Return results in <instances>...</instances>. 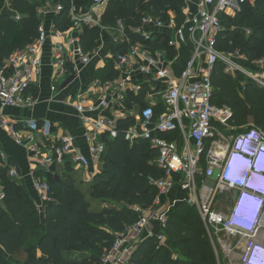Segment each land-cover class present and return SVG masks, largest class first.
I'll return each mask as SVG.
<instances>
[{"label": "built area", "instance_id": "1", "mask_svg": "<svg viewBox=\"0 0 264 264\" xmlns=\"http://www.w3.org/2000/svg\"><path fill=\"white\" fill-rule=\"evenodd\" d=\"M108 1L92 0L88 9H76L72 4V26L68 31L55 29L50 32L41 26L34 43L13 51L4 61H0V103L3 108L32 109L38 104L33 90L43 75V54L50 39L56 41L51 49L54 76L73 79L79 76L80 66L91 62V54L81 48V36L85 28L101 26V17ZM254 1L200 0L197 13L189 21L186 18L181 27L171 23L170 26L176 29V37L170 46L176 50L187 43L194 46L190 59L178 77L172 76L164 54L154 53L149 47L153 36L147 27L164 28L166 25L162 18L145 14L135 31L144 41L134 44L124 35V26L119 22L118 31L124 35V41L114 38V45L131 44L127 53L118 54L115 59L118 73L126 75V78L113 82L92 80L89 86L101 90L102 95H80L75 105L90 127L86 134L89 157L77 149V138L72 134L53 139L52 134L36 120L20 123L23 129L41 132L46 138L47 143L42 147L37 144L38 148L30 150L34 156V171L56 175L68 161L80 169L88 170L90 166L95 168V162L100 167L107 149L103 136L108 140L117 138L118 121L104 116L85 118L84 115L108 110L113 104L124 106L129 93L139 94L144 86L137 85L131 90L128 87L129 71L136 70V66L141 74L154 82L151 91L153 96L161 98V108L157 111L153 104L141 108L135 116L141 132H137L134 125L129 129L127 139L131 144L138 138L149 142L158 153L154 164L163 172V176L150 178V183L157 190L154 204L148 209L132 207L139 215V220L117 235L112 249L101 264H128L136 248L152 235H158L161 244L166 243L164 231L171 213L168 198L175 190L186 195L184 202L197 206L216 254V264H221L217 249L220 245L224 251L226 247L231 248L227 252L237 249L240 252V264H249L259 252H264V246L255 240L258 232L264 229V131L248 127L228 134L234 129L230 123L233 113L228 107L218 108L212 104L214 87L211 81V74L219 62L225 65L226 73H242L252 77L241 63L246 58L239 52H219L216 41L222 30L221 14L236 15L242 5ZM62 11L63 6L56 5V15ZM183 11L187 16V6L183 7ZM136 58H142L145 63L137 64L134 61ZM257 66L262 68L263 61L257 62ZM8 71H11L10 75ZM17 125L0 112V126L7 129L18 144H23V139L18 136ZM41 148L46 149V152ZM256 162L259 165L263 163L262 173L253 176L252 167ZM96 173L95 169L89 172L88 182L93 180ZM9 175L15 178L17 172L11 170ZM255 182L258 183L257 187L254 186ZM35 190L40 198L38 209L42 210L52 201L47 180L36 181ZM231 192L236 194V201L230 213L225 215L218 212L215 209L218 197ZM5 198L4 188L0 184V203ZM242 204L247 206L251 216L237 220L236 211ZM255 214L260 215L258 223L253 221ZM156 225L159 231L154 234ZM219 229L226 236L239 237V240L224 244L212 233V230Z\"/></svg>", "mask_w": 264, "mask_h": 264}, {"label": "trees", "instance_id": "2", "mask_svg": "<svg viewBox=\"0 0 264 264\" xmlns=\"http://www.w3.org/2000/svg\"><path fill=\"white\" fill-rule=\"evenodd\" d=\"M20 19L5 15L0 19V61L13 51L34 43L41 29L38 8L17 0ZM61 4L63 11L54 18V27L66 32L72 26L70 10L88 9L92 0H51ZM185 0H109L101 17V26L85 28L81 36V48L92 53L100 45L105 30L124 26V35L131 44L144 41L135 31L145 14L166 20L168 12L177 16V26L186 21L183 7ZM222 30L216 41V49L225 54L239 52L246 60L245 68L257 72L263 61L264 69V0L242 5L236 15L221 14ZM10 31L12 38L6 36ZM249 32V34H248ZM169 37L163 44L149 43L150 50L167 52L169 58L177 50L170 46ZM131 44L118 43L113 55L125 54ZM263 71V70H262ZM119 76L113 62L96 77L103 82H113ZM214 87L212 104L232 110L230 120L237 133L247 126L264 131V84L242 73L229 74L219 62L211 74ZM148 89L139 94L129 93L125 108L134 105L145 107ZM38 95V90H33ZM136 123L134 117L118 120V135L109 139L104 135L107 149L90 182L79 181L73 170L52 174L39 171L47 179L52 201L38 209L30 194L9 178L8 170L0 169L6 198L0 203V264H101L109 254L116 237L139 220L131 207L150 208L157 190L150 178H161L163 172L154 161L157 151L148 141L138 138L133 144L127 133ZM171 138V136H167ZM166 243L161 244L158 235H152L136 248L128 264H216V254L197 206L180 202L170 213L164 231ZM24 257V260L18 258Z\"/></svg>", "mask_w": 264, "mask_h": 264}, {"label": "crops", "instance_id": "3", "mask_svg": "<svg viewBox=\"0 0 264 264\" xmlns=\"http://www.w3.org/2000/svg\"><path fill=\"white\" fill-rule=\"evenodd\" d=\"M42 1L44 0H27V3L32 6H38L41 5ZM199 2L200 0H186L187 21H189L190 18H192L197 13ZM17 4H19L17 0H13L11 2L8 0H0V19L5 15H11L14 18L20 16L19 14L17 16V13H15L11 8V6ZM55 8L56 4L53 2H47V4L38 7V13L41 19L42 27L50 32L55 30L53 23L56 16ZM164 21L166 25L164 28L159 29L156 27H147V31L152 34L153 42L156 41V44H163L166 37H169L170 41L168 44L170 45L171 41L176 37V29L170 25L171 23L177 25V16L174 12L169 11L167 18ZM114 38L119 39L121 42L124 41V35L118 31V28L108 29L103 32L100 45L96 48V50L90 53L91 62L86 66H80L81 72L75 79L71 77L56 78L54 76L55 70L51 65V49L56 41L50 39L45 46L43 54L45 63L43 75L38 80L36 85V89L38 90V104L32 109H27L3 108L0 103V112H2L12 121L18 123L16 126V129L19 133L18 136L24 141L23 144H18L17 140L12 137L10 132L0 126V169H6L9 172L11 170H15L17 172V176L15 178H11L9 175L8 177L18 182V184L30 194L37 206L40 205V198L35 190V182L42 179L44 180L46 178L40 176L38 172L34 171V156L30 150L34 147L38 148L37 144H39V147H42L43 144L47 142H45L46 138L41 132H35L29 128L23 129L20 123H23L25 120H36L40 126H44V130H48L52 134L53 139L60 138L65 134H72L77 138V149L81 152V154L89 157L86 134L88 133L90 127L85 122L83 116L77 112L75 105L80 95L84 94L85 97L102 95L101 90L91 88L89 85L91 84L92 80L95 79L103 81L101 78L96 76L99 72H101V70L106 69L110 62H113L114 68L117 71L115 60L116 55H113L112 53ZM193 50L194 46L190 43H187L179 46L176 56L173 58H169L167 56V52H155L164 54L166 61L170 66L172 76L178 77L190 59ZM134 61L137 62V64L145 63L142 58H136ZM129 72V90L137 85L142 87L144 86V88L148 89V93L144 102L146 105H155L156 110L159 111L161 108V98L159 96H153L151 89L155 85L151 78L141 74V72L138 70V66H136V70H130ZM7 74L10 75L11 71H8ZM124 78H126V75L119 74L115 81H122ZM53 87H56V89L53 90ZM141 108L143 107L134 105L131 109H126L125 105L123 106L120 104H113L108 110H103L102 112L98 111L94 114H86L84 117L96 118L97 116H104L118 121L119 119L128 116L135 118ZM135 126L136 131L141 132L140 126L137 122L135 123ZM41 149L42 151L46 152V149ZM70 163L71 162L68 161L67 165L65 167H61L58 172H64ZM72 165L74 166V164ZM95 165V168H93L94 166H90L88 170L77 168L79 172H75L76 177L80 176V181L88 182L87 178L89 176V172L94 169L95 171L100 170L97 162H95ZM0 184L2 185L3 183L0 182ZM172 194L173 196L178 195L179 197H184L185 195L178 190H175ZM223 195L224 194L220 195L217 200H219ZM235 201L236 194L234 193L232 194V205L235 203ZM215 209L217 208L215 207ZM153 231L154 234L158 233V225L155 226ZM238 240H236V242ZM255 240L264 246V229L258 232Z\"/></svg>", "mask_w": 264, "mask_h": 264}, {"label": "rangeland", "instance_id": "4", "mask_svg": "<svg viewBox=\"0 0 264 264\" xmlns=\"http://www.w3.org/2000/svg\"><path fill=\"white\" fill-rule=\"evenodd\" d=\"M47 2H51V0L49 1H42L41 5H45L47 4ZM41 5L36 6L41 7ZM11 8L14 10L15 13H17L20 15L22 6L19 7V4L11 6ZM10 31H7L6 36H10L8 38H12L10 33ZM246 70L249 72V74L255 78V80H257L258 82L264 84V69L263 66L262 68H260L259 70H257V72H250L248 70V68H246ZM263 70V71H262ZM249 126H247L246 128H248ZM67 170H73L74 172H79V170L73 166L72 164H69V168ZM76 170V171H75ZM59 171V170H58ZM77 179L80 181V176L77 177ZM232 194H234V192L231 193H226L224 194L222 197H220L219 200H217L216 202V210L219 211L222 214L228 215L230 213V209L232 207ZM185 199V195L184 197H179L178 195L173 196V194H171L169 196L168 199V203L170 204V210L171 212L174 210V208L176 207L177 204H179L180 202H184L183 200ZM176 204V205H175ZM212 233L214 235V237L218 239H220L224 244H229V243H235L236 240L239 239L236 237H228L226 236V234L224 232H222L220 229L219 230H212ZM218 256H219V260L221 264H240V252L237 249H233L232 251L227 252V250H230L231 248L226 247V250L224 251L222 246L220 245L218 248ZM224 253V254H223ZM18 260H23V257L18 258Z\"/></svg>", "mask_w": 264, "mask_h": 264}, {"label": "clouds", "instance_id": "5", "mask_svg": "<svg viewBox=\"0 0 264 264\" xmlns=\"http://www.w3.org/2000/svg\"><path fill=\"white\" fill-rule=\"evenodd\" d=\"M258 162H256L254 165H253V167H252V169H253V176H257V175H259L260 173H262V170L261 169H259L258 167ZM263 196V195H262ZM237 212V211H236ZM259 219H260V215H256L255 214V216H254V218H253V221L255 222V223H258L259 222ZM249 264H264V252H259V254L256 256V257H254V258H252L251 260H250V263Z\"/></svg>", "mask_w": 264, "mask_h": 264}, {"label": "bare ground", "instance_id": "6", "mask_svg": "<svg viewBox=\"0 0 264 264\" xmlns=\"http://www.w3.org/2000/svg\"><path fill=\"white\" fill-rule=\"evenodd\" d=\"M259 169H262L263 167V163H261L260 165L258 164L257 166ZM258 183L255 182L254 183V186L257 187ZM251 212L250 210L247 208L246 205L242 204L239 206L237 212H236V215H235V219L237 220H244V219H247L249 218L251 215Z\"/></svg>", "mask_w": 264, "mask_h": 264}]
</instances>
